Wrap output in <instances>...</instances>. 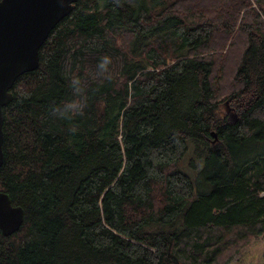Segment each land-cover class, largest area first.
I'll return each mask as SVG.
<instances>
[{
	"label": "trees",
	"instance_id": "trees-1",
	"mask_svg": "<svg viewBox=\"0 0 264 264\" xmlns=\"http://www.w3.org/2000/svg\"><path fill=\"white\" fill-rule=\"evenodd\" d=\"M73 9L3 108L0 191L24 218L0 264H222L264 237V0ZM106 54L116 78L91 79ZM73 75L88 106L62 120Z\"/></svg>",
	"mask_w": 264,
	"mask_h": 264
},
{
	"label": "water",
	"instance_id": "water-1",
	"mask_svg": "<svg viewBox=\"0 0 264 264\" xmlns=\"http://www.w3.org/2000/svg\"><path fill=\"white\" fill-rule=\"evenodd\" d=\"M77 0H0V166L3 162V108L13 99L14 80L39 66V50L51 29ZM21 205L0 191V232L16 231L24 218Z\"/></svg>",
	"mask_w": 264,
	"mask_h": 264
},
{
	"label": "clouds",
	"instance_id": "clouds-1",
	"mask_svg": "<svg viewBox=\"0 0 264 264\" xmlns=\"http://www.w3.org/2000/svg\"><path fill=\"white\" fill-rule=\"evenodd\" d=\"M117 2H119V0H117ZM112 63L111 56L107 54L102 56L96 65L95 72L90 74L91 79L100 82H112L116 78L115 73L110 69ZM68 71H70V69H68ZM69 84L73 93L72 99L60 105L53 106L51 114L59 119L71 121L78 116L82 117L85 115L84 110L88 106V98L86 95V84L78 75L71 76ZM70 130L75 131L76 129L72 128Z\"/></svg>",
	"mask_w": 264,
	"mask_h": 264
},
{
	"label": "rangeland",
	"instance_id": "rangeland-1",
	"mask_svg": "<svg viewBox=\"0 0 264 264\" xmlns=\"http://www.w3.org/2000/svg\"><path fill=\"white\" fill-rule=\"evenodd\" d=\"M224 108V107H223ZM186 173L196 171L188 158L185 162ZM222 264H264V237H249L247 240L239 241L232 245L221 256Z\"/></svg>",
	"mask_w": 264,
	"mask_h": 264
},
{
	"label": "bare ground",
	"instance_id": "bare-ground-1",
	"mask_svg": "<svg viewBox=\"0 0 264 264\" xmlns=\"http://www.w3.org/2000/svg\"><path fill=\"white\" fill-rule=\"evenodd\" d=\"M74 10V9H73ZM71 15H72V13H71ZM70 14H69V16H71ZM17 91V90H16Z\"/></svg>",
	"mask_w": 264,
	"mask_h": 264
}]
</instances>
